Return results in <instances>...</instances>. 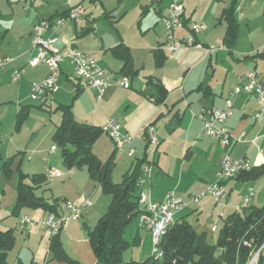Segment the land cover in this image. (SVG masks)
<instances>
[{
	"label": "crops",
	"instance_id": "obj_1",
	"mask_svg": "<svg viewBox=\"0 0 264 264\" xmlns=\"http://www.w3.org/2000/svg\"><path fill=\"white\" fill-rule=\"evenodd\" d=\"M147 1L150 3L149 6L139 5L143 16L140 15L141 20L137 28L141 27L144 31L153 28L155 31L161 26L164 33L156 37L153 35V39H147L146 36L141 35L131 42L123 35L117 34L111 37V34L99 28L101 23L98 20H109L110 18V11L106 10L104 0H32L29 6H25L20 0L1 1L0 58H7L8 62L0 70V89H3L5 87L3 83L8 81L16 85L14 96L18 99L19 105L24 101L21 96L22 91L29 98L30 85L41 82L47 75V68L44 65L30 67L28 64L34 55L31 50L32 28L41 20L52 21L64 18L62 26L43 33L46 38L58 37L55 47L63 57L56 82L57 90L36 102L38 109L47 108L54 113V121L52 117L49 119L50 124L44 138L50 139L54 144L52 137L62 119L58 110L59 106H71L72 116L76 121L96 127L103 126L108 118H113L118 122L122 133L133 137L130 148L134 150V156L127 155L129 147L116 149L112 141L104 134L95 140L92 147L95 156L102 161L114 152V166L123 165L125 174L136 162L144 160L141 167L147 164H151L152 167L150 178L143 187L150 200L161 201L167 193L186 200L189 195L200 194L216 181V174L224 155L234 160H247L251 167L264 164V114L257 120L253 119L259 108L253 96L241 93L233 98L232 115L226 123L232 139L227 147H222L215 139L205 136L198 119V114L203 108L222 107L233 90L244 82L248 72L256 71L260 81L264 83V55H261L264 51V40L257 37L255 32L248 30V40L240 41V21L249 14L255 0H229L227 6L225 0H217L219 4H222L216 8V13L220 11L219 23H224L220 42L222 48L218 46L213 52H206V48H209V44L213 41L209 35H201L200 31L195 35V44L199 47L170 52L164 45L166 29L160 22V17L167 12L170 0ZM178 1L184 7L182 15L184 26L177 30L176 38L185 34L187 26L196 14L194 8L187 10L183 1ZM165 2L166 4L163 5ZM117 3V10L120 12L124 1L117 0ZM232 4L233 16L239 28H237L238 34L234 45L227 48L223 43L226 24L220 20V17L222 11ZM75 7H82L84 15L71 20L66 17V14L69 9ZM123 16L124 14L117 22L123 19ZM149 18L152 19V25H141L142 20L148 21ZM197 19L201 20L202 15H198ZM112 27L115 29L114 26ZM139 33L142 34L141 31ZM120 44L129 50L131 56L132 69L127 76L120 74L122 62L116 59L111 52L115 46ZM72 51L85 52L95 60L99 68L110 73L111 86L105 90L100 99L96 89L90 88L85 81L76 79L73 75V67L68 57ZM157 52L164 56L161 67H156L155 64L154 56ZM16 71L21 73L19 80L13 82L10 77ZM120 77H126L129 80L128 89L116 83ZM156 82L167 90L166 98L160 103L155 102L156 92L152 84ZM88 101L89 104H87ZM24 107H28L29 116V106L20 105L15 118ZM57 114L60 116L57 117ZM76 115L79 118H76ZM147 125L154 127L156 138L159 141L155 151L140 132ZM21 127H14V131L19 132ZM14 138L12 137L8 150L13 153L12 156L18 155L15 161L21 158L23 160L24 151ZM27 146H29L28 140L27 145L24 146L26 152ZM53 146H50L47 151L48 160L55 153V151L50 152ZM149 150L151 152H148ZM1 153L0 156L3 157ZM28 153L31 158L28 159L27 164L33 161L35 165L36 163L38 165L39 159H43L44 156L40 150L31 149ZM127 159L130 160L128 165ZM22 160H20V168L24 167L21 164ZM49 166L48 161L44 165H39V170L32 172L26 170L23 173L29 176L42 174L46 177ZM62 166L64 172L55 168L62 173V177L50 180L46 178L48 182H52V185L49 188L51 201L43 198L45 202L51 204L53 199H57L56 209L59 213L64 212L63 202L80 204L87 200L89 206L85 207L82 218L68 223L55 240L60 244V250L68 259L78 264H96L88 242V231L92 230L99 218L107 211L110 197L102 193L100 186L90 179L84 169L67 170L63 163ZM249 187L253 188L254 197L255 192L256 196H259L264 191V178L251 182L234 178L225 183L226 193L217 205L220 212L213 222L217 224V228L222 214L229 215L238 211L241 195ZM210 201V198H204L197 205L189 204L186 209L175 216V220L181 218L188 222V219L199 220L200 215L207 211ZM253 203H256L255 200L251 202L252 206ZM7 210H5V215H7L5 218L7 219L9 215L12 220L7 219L1 231L13 229V237H15L13 250L7 255V264H39L44 260H47L49 264H70L67 261L53 258L50 245L54 237H51L39 225L28 231H20L17 227L19 216L39 219L46 212L41 209L23 208L17 214L18 216H12ZM134 220L136 226L129 229V235L133 236V243H139L143 235L150 242L148 232L140 227L138 219L134 218ZM191 225L194 228L193 224ZM128 226L124 234L130 227ZM202 233L205 234L207 241L206 233L202 231L200 234ZM263 251L264 249L261 251V256L264 264Z\"/></svg>",
	"mask_w": 264,
	"mask_h": 264
},
{
	"label": "trees",
	"instance_id": "obj_2",
	"mask_svg": "<svg viewBox=\"0 0 264 264\" xmlns=\"http://www.w3.org/2000/svg\"><path fill=\"white\" fill-rule=\"evenodd\" d=\"M233 4L222 11L220 20L226 24L223 43L231 48L237 38L238 23L234 16ZM143 16V12L141 13ZM50 21V20H49ZM112 55L122 62L120 74L127 76L131 72V56L129 50L122 44L115 46ZM264 55V51L261 53ZM156 67H161L164 56L155 53ZM155 88V102H162L167 96V90L159 83L152 84ZM28 107L22 108L17 116L15 127L19 128L28 116ZM62 119L54 131L53 142L61 147V158L64 167L84 169L90 179L95 181L104 195L110 197L107 211L99 218L92 230L88 231V242L96 264H122V255L130 245L124 240L125 228L140 213L138 205L139 187L137 179L140 175L143 161L132 165L123 176L120 183L111 179L114 166V152L103 162L92 152L94 143L101 135V127L76 121L71 112V106H59ZM14 155L8 158L0 156V174L9 177L17 172L16 201L11 215L17 214L23 208L41 209L44 212H57L58 200L51 204L45 202L36 192L46 184L42 174L26 175L20 170V162L15 164ZM264 178V164L251 167L250 170L237 174L236 179L255 181ZM225 184V183H224ZM160 239L161 257H148L143 264H247L254 253L264 245V206L261 208L250 205L247 209L234 211L227 216L220 227L213 245L206 241L205 234H197L192 225L184 220H175ZM13 229L0 230V264H7V255L13 250L15 237ZM54 236L50 250L53 258L78 264L68 259L60 250V244ZM260 250L256 263L263 264ZM20 264V263H17ZM134 264V263H129Z\"/></svg>",
	"mask_w": 264,
	"mask_h": 264
},
{
	"label": "built area",
	"instance_id": "obj_3",
	"mask_svg": "<svg viewBox=\"0 0 264 264\" xmlns=\"http://www.w3.org/2000/svg\"><path fill=\"white\" fill-rule=\"evenodd\" d=\"M25 6H29L32 0H20ZM184 7L178 0H170L167 12L163 17H160V22L164 25L167 32L165 47L170 52H175L182 49L199 47L195 44V35L205 29L202 24L189 23L187 30L183 36L176 38V30L184 26L183 16ZM84 15L82 7L69 9L66 17L71 20H76L79 16ZM64 18L57 20H41L32 28L31 33V50L33 51L32 60L29 61L30 67H36L40 64L47 68V75L41 82H35L30 85L29 99L33 102L43 100L49 94L57 90L56 82L60 74V64L62 55L55 47L58 37H44L43 33L49 29H56L62 26ZM214 47L206 48V52H213ZM70 64L73 67V75L76 79L85 81L90 88L96 89L98 98L105 90L111 86V75L107 71L99 68L95 60L85 52L72 51L69 55ZM8 62L7 58H0V70L4 64ZM20 71L13 73L11 80L17 82L19 80ZM259 74L256 71H250L245 75L244 82L237 86L233 92L226 98L222 107L203 108L198 114V119L202 125V133L205 136L215 139L222 147H227L232 139L230 130L226 126L228 119L232 115L233 98L245 93L253 96L256 99L258 111L253 116L257 120L264 114V83L260 81ZM116 83L125 89L130 87L129 80L126 77H120ZM102 133L112 141L116 149L129 147L127 155L134 156V150L130 148L133 142V137L122 133L118 122L113 118H108L103 126ZM148 145L157 149L159 145L158 138L154 127L147 125L140 130ZM55 147L50 148L53 153ZM251 166L247 160L232 159L228 155H224L220 163L219 170L216 174V181L207 186L198 195H189L186 200L175 197L172 193H167L161 201H152L147 192H144L143 187L150 178L151 164H147L141 168L140 175L137 179L139 187L138 205L140 213L138 219L141 228L146 230L150 237L152 246V256L158 259L161 257L159 243L162 235L166 232L169 226L175 221V216L186 209L189 204L197 205L204 198H210L215 206L219 205L222 198L225 196L227 181L237 177V174L250 170ZM62 177V173L53 167H49L46 172L47 179ZM254 197L253 188H247L241 195V203L238 211L247 209L251 205V200ZM89 206V202L85 200L83 203L63 202L62 210L64 212H46L39 219H31L27 216H19L17 227L20 231H28L34 226L43 228L51 237L58 235L66 228L68 223L76 222L83 216L85 207ZM217 224L211 226L210 231L216 232ZM264 247V245H263ZM259 251L254 253L247 264H255ZM39 264H49L47 260Z\"/></svg>",
	"mask_w": 264,
	"mask_h": 264
},
{
	"label": "rangeland",
	"instance_id": "obj_4",
	"mask_svg": "<svg viewBox=\"0 0 264 264\" xmlns=\"http://www.w3.org/2000/svg\"><path fill=\"white\" fill-rule=\"evenodd\" d=\"M3 0H0V2ZM124 6L122 8V11L117 10V0H104L105 2V8L107 11H110V18L109 20L100 19L98 20L99 28L103 30L104 32H108L109 35L111 34V37L119 35L125 36V38L131 42V40L139 37L142 35V37L146 36L147 39H153V35L156 37L159 34H163V28L159 26L154 31L153 28L149 29L148 31H144L143 29H138L137 26L139 24L140 18V7L139 5L142 4L149 6V1L147 0H123ZM185 4V8L187 10L194 8L196 11L195 18L191 23L196 24H202L205 26V29L200 32L201 35H209L212 43L209 44V48L213 47L218 48V46H221V36L224 31V23H219V12L216 13V8L219 7V4L217 0H181ZM225 5L227 6L229 0H225ZM166 2L163 4L165 5ZM2 6V3L0 4ZM152 11V10H151ZM123 19H120L118 22L117 20L122 16ZM216 14V16H215ZM198 15H202L201 20H196L198 18ZM205 18H204V17ZM154 18V17H153ZM194 20L196 22H194ZM117 22V23H116ZM249 22V23H248ZM190 23V24H191ZM150 24L152 25V19L149 18L148 21L146 19L142 20L141 25ZM249 24V25H248ZM253 24V25H252ZM115 29H113V27ZM253 29H252V28ZM264 0H255V4L252 7L251 11L248 15L244 17L243 20L240 21V41H246L249 37L248 30L255 32L257 37L259 36L260 39L264 40ZM143 30V31H142ZM256 30V31H255ZM117 31V32H116ZM142 32L140 34L139 32ZM177 32V30H176ZM167 36V32H166ZM147 41V40H145ZM5 87L3 89H0V140L2 141L0 143V152H2L1 158H7V156H12V152L8 150L9 143L12 140V137H15L14 139L17 140V143L21 146L22 150L24 151V159H19L18 161H15L19 163L20 160L23 162L21 163L23 168L21 167L20 170L22 173L26 170L33 171V170H39V165H44L49 161L50 166L53 167V169L57 168L61 172H64L63 166H62V158H61V147L55 145L52 143L50 139L44 138L47 132V128L49 127V119L52 117V120L54 121V113L50 111L47 108H44L43 110H40L37 108V103L31 101L28 98V95H26L23 91L21 93V96L24 98L23 102L20 103L21 106H29V116H26L27 119H25L22 123V129L19 132L14 131L16 118L15 114L19 108L18 99L14 96V93L16 91V85L5 81L3 83ZM3 86V85H2ZM13 93L10 95V93ZM1 93H4V95H1ZM4 102V104L2 103ZM6 103V104H5ZM89 104V101L87 102ZM57 117L60 115L57 114ZM78 115H76V118ZM79 118V117H78ZM82 120V119H80ZM84 122V121H82ZM31 137V140H30ZM27 140L29 141V146H27L28 150H40L43 152L44 156L43 159H39L40 162H38V165L34 164L33 161H31L29 164H27V161L31 156L24 149L25 144L27 145ZM54 145L55 147V153L52 155L51 158H47V151H49V147ZM148 152H151L150 150ZM176 153V152H175ZM174 153V154H175ZM158 154V152H157ZM178 156V155H177ZM21 157V156H20ZM108 159L105 158L102 160L105 162ZM127 165L129 163V159H127ZM38 161V160H37ZM34 164V165H33ZM125 168L123 165L119 166H113L112 168V174L111 179L114 183H120L123 175L125 174ZM14 175H10L9 177H5L3 174H0V230H2L5 224V221L7 219H11L9 217L6 219L5 216V210H7L9 213L11 212L15 201H16V183H17V172L14 171ZM52 185V182H46L45 185L42 186L41 190L38 191L36 194L37 196L43 197L45 200L51 201L49 188ZM197 195V194H194ZM257 193L255 192V197H253L252 201L255 200V204L253 203L254 207L261 208L264 206V191L261 192L259 196H256ZM12 196V197H11ZM218 207L213 204V202H208L207 205V211L200 215L201 217L199 220L195 219H188L191 224H193L196 232L200 234L202 231L206 233L207 236V242L211 245H213L216 241L218 231L220 227L223 224L224 219L229 216L225 215L226 213L222 214L221 218L218 221V228L215 233L210 232V226L214 225L215 216H218ZM213 223V224H212ZM132 225V226H131ZM131 225H129L128 229H126L124 234V240L130 243V245L126 248L122 255V264H143L144 261L148 259V257L152 256V246L148 239H146L143 235V238L139 241V243L134 244L133 243V236L129 235V229L131 227L136 226V221L133 220ZM141 238V237H140ZM264 249V247L262 248ZM263 257H264V251H263ZM11 260V256L9 258ZM11 262V261H9ZM10 264V263H9Z\"/></svg>",
	"mask_w": 264,
	"mask_h": 264
},
{
	"label": "water",
	"instance_id": "obj_5",
	"mask_svg": "<svg viewBox=\"0 0 264 264\" xmlns=\"http://www.w3.org/2000/svg\"><path fill=\"white\" fill-rule=\"evenodd\" d=\"M261 249H262V248H261ZM261 249H260V250H261ZM260 250H259V251H260Z\"/></svg>",
	"mask_w": 264,
	"mask_h": 264
}]
</instances>
